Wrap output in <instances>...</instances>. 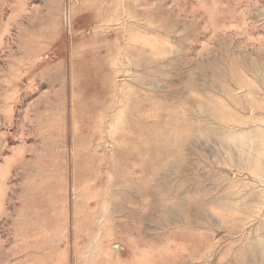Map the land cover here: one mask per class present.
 Listing matches in <instances>:
<instances>
[{"label":"rangeland","instance_id":"rangeland-1","mask_svg":"<svg viewBox=\"0 0 264 264\" xmlns=\"http://www.w3.org/2000/svg\"><path fill=\"white\" fill-rule=\"evenodd\" d=\"M0 264H264V0H0Z\"/></svg>","mask_w":264,"mask_h":264}]
</instances>
